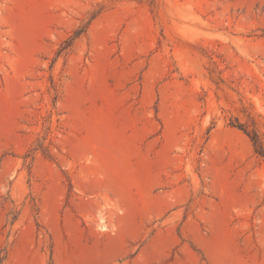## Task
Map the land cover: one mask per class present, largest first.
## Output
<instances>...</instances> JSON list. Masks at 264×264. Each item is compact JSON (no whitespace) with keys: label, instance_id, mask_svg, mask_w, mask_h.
Returning a JSON list of instances; mask_svg holds the SVG:
<instances>
[{"label":"rangeland","instance_id":"374dc122","mask_svg":"<svg viewBox=\"0 0 264 264\" xmlns=\"http://www.w3.org/2000/svg\"><path fill=\"white\" fill-rule=\"evenodd\" d=\"M252 132L264 0H0V264H264Z\"/></svg>","mask_w":264,"mask_h":264},{"label":"trees","instance_id":"16d2710c","mask_svg":"<svg viewBox=\"0 0 264 264\" xmlns=\"http://www.w3.org/2000/svg\"><path fill=\"white\" fill-rule=\"evenodd\" d=\"M78 35V32H75L74 33V37ZM73 38V37H72ZM252 143H253V146L255 148V151L259 154V155H262L264 156V149H263V146L261 144V142L259 141L258 139V136L255 132H252L251 136L249 135Z\"/></svg>","mask_w":264,"mask_h":264}]
</instances>
